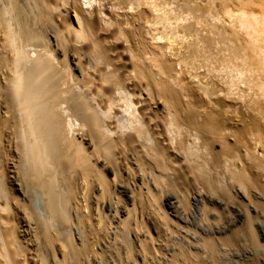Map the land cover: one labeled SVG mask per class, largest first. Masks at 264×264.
<instances>
[{
	"label": "bare ground",
	"instance_id": "obj_1",
	"mask_svg": "<svg viewBox=\"0 0 264 264\" xmlns=\"http://www.w3.org/2000/svg\"><path fill=\"white\" fill-rule=\"evenodd\" d=\"M201 1L0 0V264L261 247L264 0Z\"/></svg>",
	"mask_w": 264,
	"mask_h": 264
},
{
	"label": "rangeland",
	"instance_id": "obj_2",
	"mask_svg": "<svg viewBox=\"0 0 264 264\" xmlns=\"http://www.w3.org/2000/svg\"><path fill=\"white\" fill-rule=\"evenodd\" d=\"M102 1H104V0H102ZM195 1L199 2L200 0H195ZM201 3L204 5L205 1L203 0V1H201ZM86 6H87V8H90V7H91V9L93 8V6L91 4H87ZM101 9L103 11L107 10L105 6H101ZM119 12L122 13L123 11L119 10ZM126 12L127 13H132L133 10H127ZM197 13H200V11H197ZM102 16L103 17L105 16V18L109 17V16L107 17L104 13L102 14ZM205 18L211 20V18H209L207 15L203 16V19H205ZM197 27L202 30V34H204V35H208L209 34L210 36L212 35L210 33L206 34V29L208 28V25L206 24V22L202 21L201 25H197ZM189 38H190V36H189ZM169 41H171V40H169ZM163 42H165L164 39L158 41V43H163ZM208 42H210L209 43L210 46L207 45V47H206V50L207 49L209 50V51L207 50L208 52H206V54L208 53V55L205 54L206 56H208V57H210V56L211 57H221L222 56L221 54L225 53V52L220 51V50L219 51L222 52V53H220V52L218 53L217 52L218 49H220L221 47H224V42H222L223 44L220 43V42H219L220 44H218L217 41H216L217 42L216 43L214 40H211L210 38H209V40H207V44H208ZM174 47L176 48L178 46H176V44H174ZM188 50H190V49H188ZM172 52H174V51H172ZM185 53H187V52H185ZM227 54H228V52H227ZM198 55H200V56H196V57H203L201 54H198ZM187 57H192V56H187ZM227 57H229V56H227ZM203 70H204V68L200 67L199 70L197 69L196 72H203ZM191 71H193V70H191ZM215 80H216V78H215ZM242 86L244 87L243 84H242ZM231 98H235L237 100H231ZM247 98L248 97H246V99ZM226 101L232 102L234 104V106L237 107V109L239 108L238 110H240V111L245 110V107H244L245 104H247V105L249 104V103H245L244 99H239L237 97V95L229 96V98H226ZM259 146H260V144H257V147H259ZM255 191H257V190H254L253 192H255ZM34 200L39 206L42 207L43 201H42V198L40 196L37 195ZM247 203H248V201L244 200V204H246L245 206L250 210V213L253 215V222H254V227H255V230H256L255 232L257 234L259 242L261 243V244H259L261 247H259V245H257L259 248L255 247V246H252L253 245V244L251 245L252 242L251 241H247V239H249V238L246 237L247 238L246 239V238H244L245 236H243L242 237L243 238V240H242L243 243L242 244H243L244 247L242 248V246H241L242 244L238 240H237L238 242L235 241L231 245H229L228 250H227V248H225V250H222V247H221V249H219V255H218V253L215 254L216 257L220 256L219 258H217L219 260L216 261L215 264H264V215L263 214H257V216H255L256 214H255L254 205L252 203H251V205H250V203H248V204ZM260 212L261 211L259 210L258 213H260ZM231 213H230V215L235 217V213L233 211H231ZM67 228L69 229V227H66L65 229H67ZM244 239H246L245 243H244ZM238 245H240V246H238ZM253 248L256 249V251L258 252L257 254L259 256H257L256 251ZM260 248H261V250H260ZM252 251L255 252V253H252ZM254 254H256V255L254 256ZM95 259H96L95 260L96 264H100L101 263L100 258H95ZM220 259H222V260L220 261ZM180 263H182V260L180 261ZM101 264H103V262Z\"/></svg>",
	"mask_w": 264,
	"mask_h": 264
}]
</instances>
